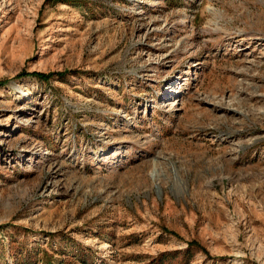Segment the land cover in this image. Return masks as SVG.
Here are the masks:
<instances>
[{"label":"rangeland","instance_id":"374dc122","mask_svg":"<svg viewBox=\"0 0 264 264\" xmlns=\"http://www.w3.org/2000/svg\"><path fill=\"white\" fill-rule=\"evenodd\" d=\"M0 264H264V0H0Z\"/></svg>","mask_w":264,"mask_h":264},{"label":"trees","instance_id":"16d2710c","mask_svg":"<svg viewBox=\"0 0 264 264\" xmlns=\"http://www.w3.org/2000/svg\"><path fill=\"white\" fill-rule=\"evenodd\" d=\"M34 75H36L37 77H42V78H48L47 74H43V73H34ZM191 245V243H189V246ZM189 248L187 247L186 251H188Z\"/></svg>","mask_w":264,"mask_h":264}]
</instances>
